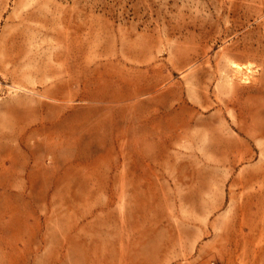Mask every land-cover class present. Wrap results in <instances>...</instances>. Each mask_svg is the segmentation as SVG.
<instances>
[{
    "label": "rangeland",
    "instance_id": "374dc122",
    "mask_svg": "<svg viewBox=\"0 0 264 264\" xmlns=\"http://www.w3.org/2000/svg\"><path fill=\"white\" fill-rule=\"evenodd\" d=\"M0 264H264V0H0Z\"/></svg>",
    "mask_w": 264,
    "mask_h": 264
}]
</instances>
